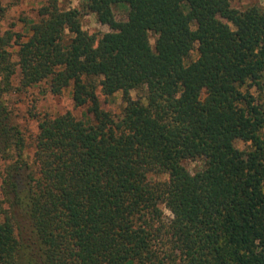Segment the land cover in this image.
<instances>
[{"label": "trees", "instance_id": "obj_1", "mask_svg": "<svg viewBox=\"0 0 264 264\" xmlns=\"http://www.w3.org/2000/svg\"><path fill=\"white\" fill-rule=\"evenodd\" d=\"M86 7L109 27L98 39L57 0L39 7L24 40L0 27V264H264V9ZM17 68V89L71 87L85 107L39 119L34 168L3 99ZM141 85L145 103L128 93ZM97 88L122 91L121 115L101 107ZM196 158L203 167L192 173L182 161Z\"/></svg>", "mask_w": 264, "mask_h": 264}, {"label": "rangeland", "instance_id": "obj_2", "mask_svg": "<svg viewBox=\"0 0 264 264\" xmlns=\"http://www.w3.org/2000/svg\"><path fill=\"white\" fill-rule=\"evenodd\" d=\"M4 6V15L0 20V27L2 30L10 28L22 35L21 39L24 40L29 34L28 27L32 21L38 18V9L45 2V0H0ZM87 0H57L58 6L61 9L75 8L79 11V20L81 28L88 34L98 39L104 32L109 31L106 24L100 23L95 13L90 12L86 7ZM230 5L238 10H244L249 6H257L264 9V0H230ZM113 12L117 20L126 18L127 8L125 5H118L113 7ZM225 21V20H224ZM231 25V24H230ZM232 26V25H231ZM150 43L153 45L155 35L150 34ZM11 52L13 60L17 59L16 50L17 46L13 44L8 48ZM196 46L190 51L185 59L188 63L197 58ZM19 77V68L12 78L13 89L4 94L3 99L7 109L12 116L13 122L21 130L25 141L24 156L32 168L34 140L38 131V121L42 116H54L63 113L67 110L72 111L78 117L85 114V107H74L71 98V87L65 89L61 94L54 95L49 92L43 91V84L33 85L25 89H17ZM250 91L255 97H258V92L254 87ZM101 107L108 110L115 116L122 113L125 106L122 91H116L110 96H104L100 89L97 88ZM129 95L132 99L147 102L146 87L141 85L129 90ZM264 99V98H263ZM264 132V129H263ZM235 146L241 150L249 148V144L237 139L234 142ZM183 165L190 171L195 172L203 167V160L185 159L182 161ZM163 214L166 217L170 216V211L162 205Z\"/></svg>", "mask_w": 264, "mask_h": 264}]
</instances>
